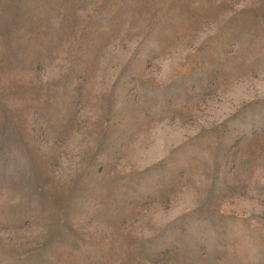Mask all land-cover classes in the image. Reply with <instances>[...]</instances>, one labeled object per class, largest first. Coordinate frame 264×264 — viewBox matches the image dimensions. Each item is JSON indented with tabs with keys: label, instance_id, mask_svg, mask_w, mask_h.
I'll use <instances>...</instances> for the list:
<instances>
[{
	"label": "rangeland",
	"instance_id": "obj_1",
	"mask_svg": "<svg viewBox=\"0 0 264 264\" xmlns=\"http://www.w3.org/2000/svg\"><path fill=\"white\" fill-rule=\"evenodd\" d=\"M0 264H264V0H0Z\"/></svg>",
	"mask_w": 264,
	"mask_h": 264
}]
</instances>
